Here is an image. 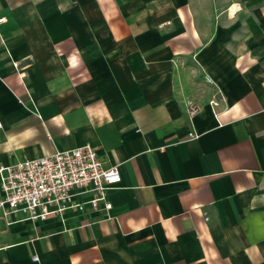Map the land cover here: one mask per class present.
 <instances>
[{"label":"crops","instance_id":"obj_1","mask_svg":"<svg viewBox=\"0 0 264 264\" xmlns=\"http://www.w3.org/2000/svg\"><path fill=\"white\" fill-rule=\"evenodd\" d=\"M0 19V166L87 144L120 177L106 215L0 214V264H264V0H0Z\"/></svg>","mask_w":264,"mask_h":264},{"label":"built area","instance_id":"obj_2","mask_svg":"<svg viewBox=\"0 0 264 264\" xmlns=\"http://www.w3.org/2000/svg\"><path fill=\"white\" fill-rule=\"evenodd\" d=\"M3 21L0 19V24ZM205 80L209 81L207 77ZM209 103L216 105L213 99ZM197 111L196 105H187L189 117ZM190 137L196 138L194 134ZM119 181L117 166L104 167L95 148L87 144L0 166V214L4 218L19 214L31 222L61 216L68 210L87 209L106 215L111 207L106 191Z\"/></svg>","mask_w":264,"mask_h":264},{"label":"rangeland","instance_id":"obj_3","mask_svg":"<svg viewBox=\"0 0 264 264\" xmlns=\"http://www.w3.org/2000/svg\"><path fill=\"white\" fill-rule=\"evenodd\" d=\"M226 1L228 2V1H230V0H226ZM225 10H226V9H225ZM225 10H224V11H225Z\"/></svg>","mask_w":264,"mask_h":264},{"label":"bare ground","instance_id":"obj_4","mask_svg":"<svg viewBox=\"0 0 264 264\" xmlns=\"http://www.w3.org/2000/svg\"><path fill=\"white\" fill-rule=\"evenodd\" d=\"M230 9V8H229Z\"/></svg>","mask_w":264,"mask_h":264}]
</instances>
